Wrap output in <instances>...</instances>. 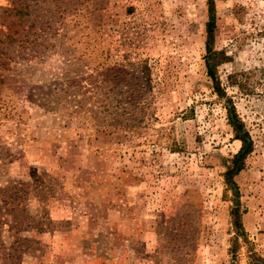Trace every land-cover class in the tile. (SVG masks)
<instances>
[{"label":"rangeland","instance_id":"374dc122","mask_svg":"<svg viewBox=\"0 0 264 264\" xmlns=\"http://www.w3.org/2000/svg\"><path fill=\"white\" fill-rule=\"evenodd\" d=\"M30 4L37 25H54L38 42L60 65L70 44L76 57L86 43L108 47L109 65L128 71L145 59L153 116L133 132L96 131L39 105V87L55 81L52 65L32 59L25 85L8 76L0 264H264V0H212L221 98L206 66L208 0ZM10 6L0 0L2 29L16 22L4 18ZM228 98L253 146L234 185L225 172L241 143Z\"/></svg>","mask_w":264,"mask_h":264},{"label":"trees","instance_id":"16d2710c","mask_svg":"<svg viewBox=\"0 0 264 264\" xmlns=\"http://www.w3.org/2000/svg\"><path fill=\"white\" fill-rule=\"evenodd\" d=\"M208 3L210 18L207 23L206 66L213 84V91L217 97L221 98L225 95V89L214 74V67L218 60H216L217 53L210 46L214 20L212 0H208ZM11 5L4 9V18L12 15L16 17V22H5L2 24L5 29L0 28V84H3L8 76L15 75L25 85V77L33 66L31 60L38 58L41 62L52 65L54 72H57L53 74L54 82L39 87L37 99L40 101V106L61 115H68L80 126L110 133L120 130L136 131L153 116L150 111L152 89L145 59L138 62L141 68H132L128 71L130 67L124 69L116 61L109 65L111 50L108 47L100 46V50L97 51L95 47H90V44L86 43L80 49V55L76 57L74 55L76 47L70 44L69 46L73 49H66V52H70L66 57L62 55L65 60H61L60 65L52 57L53 51L46 52L48 44L44 46L42 42H38L54 29V25L42 20H39L38 25L35 23L34 17H31L33 10H31L30 0H11ZM28 18L31 22L27 28H24L23 24L26 25V23L23 20ZM37 45L44 49L38 50L35 48ZM52 46L54 44L50 47ZM84 55L87 56L84 57ZM52 58L54 61H51ZM20 62L25 64V68H18ZM128 65L133 67L135 63L129 61ZM59 73L63 77L59 76ZM124 78H127V81H124ZM19 89L22 90L21 87ZM24 94L28 96L29 93L24 91ZM227 102V120L235 138L241 143L225 172L227 183L234 185L232 178L241 170L253 146L251 137L236 113L233 102L229 98ZM234 214L236 228L241 230L237 212L235 211ZM257 260L264 262V258L261 257Z\"/></svg>","mask_w":264,"mask_h":264}]
</instances>
